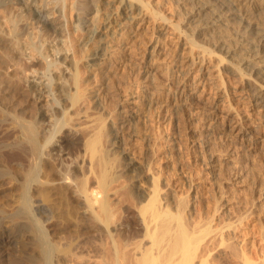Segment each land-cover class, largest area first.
Listing matches in <instances>:
<instances>
[{
	"label": "bare ground",
	"instance_id": "6f19581e",
	"mask_svg": "<svg viewBox=\"0 0 264 264\" xmlns=\"http://www.w3.org/2000/svg\"><path fill=\"white\" fill-rule=\"evenodd\" d=\"M175 2L187 27L175 22L169 26L193 52L191 67L213 53L205 44L220 50L223 55L216 58L213 71L223 67L238 79L249 110L264 116V21L254 18L264 15V0ZM100 3L106 8H101L105 13L99 28L94 21L102 14ZM67 7L73 11L72 30L84 32L87 28L85 43L93 42V50L85 57L88 67L109 58L107 36L131 39L130 29L150 10L142 0H0V124L15 132L13 142L21 151L27 145L30 162L26 171L22 162L15 163L10 176L0 168V185L8 179L12 189L19 190L17 198L15 194L0 202V209L17 202L18 218L30 227L27 235L33 251L27 260L32 264H209L205 254L196 253L193 231L176 222L172 225L178 220L167 204L157 202L156 190L142 184L143 172L136 171L138 162L127 146L120 148L125 134L135 135L136 113L126 105L144 103L130 95L115 122L107 113L113 127L102 150L93 118L81 111L74 122L64 118L62 103L71 98L69 82L77 70L65 33ZM157 16L164 24L169 22ZM199 71L209 74L208 68ZM20 92L25 100L15 112L12 109ZM184 95L181 99L186 101ZM41 99L47 103L45 108L39 105ZM148 99L145 97V105ZM232 112L227 111L226 116L231 134L249 138L264 149V129L261 131L258 119L255 123L247 118V111ZM111 156L123 159L124 173H133L129 180L139 209L129 220L118 223L114 220L118 192L107 179ZM104 221L113 222L112 230L102 225ZM5 223L0 220V237L4 233L11 240L2 229L7 228ZM68 224L76 229L91 227L93 234L54 240Z\"/></svg>",
	"mask_w": 264,
	"mask_h": 264
},
{
	"label": "rangeland",
	"instance_id": "374dc122",
	"mask_svg": "<svg viewBox=\"0 0 264 264\" xmlns=\"http://www.w3.org/2000/svg\"><path fill=\"white\" fill-rule=\"evenodd\" d=\"M142 1L150 10L130 29L134 36H107L109 58L105 63L93 60L99 63L96 67H88L85 62L93 50V42L85 43L87 28L84 32L72 30L73 11L67 7L65 33L77 70L69 82L71 98L62 103L64 118L74 122L78 111L93 118L102 150L119 108L130 95L137 96L144 105H126L136 113L135 135L125 134L120 148L127 146L138 162L136 171L143 172L142 184L154 188L157 202L167 204L178 220L172 225L176 222L193 231L191 241L197 244L196 253L205 254L209 264H264V149L260 143L231 134L226 120L227 111H247V118L259 121L263 131L264 116L249 110L238 79L223 67L213 71L216 58L223 55L220 50L205 44L213 53L191 67L193 52L181 44L185 41L169 26L175 22L183 29L187 27L175 0ZM101 8L106 4L100 3ZM100 13L94 21L99 28L105 10ZM157 15L169 22L164 24ZM254 18L264 21V15ZM200 68H208L209 74H201ZM216 73L218 77L212 78ZM23 94H17L18 104L13 111L24 102ZM183 95L186 101L181 99ZM145 97L149 98L147 105ZM46 104L42 99L39 102L43 108ZM107 113H111L113 122L107 119ZM4 128L0 124V168L10 176L15 163L22 162L26 171L30 162L27 145L25 152L21 151L13 142L15 132ZM72 146L67 144L69 149ZM111 162L107 179L118 192L114 206L118 223L129 220L139 209L135 187L129 180L133 173L123 172L121 157L111 156ZM7 180L0 185V202L15 194L18 197L19 190L12 189ZM16 203L12 201L0 209V220L7 225L2 229L12 236L11 240L4 238V233L0 237L5 239L0 243V264H32L27 260L33 251L27 235L30 227L25 219L18 218ZM102 225L113 228V222L104 221ZM92 234L91 227L76 229L68 224L54 240L89 238Z\"/></svg>",
	"mask_w": 264,
	"mask_h": 264
}]
</instances>
